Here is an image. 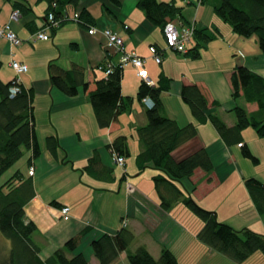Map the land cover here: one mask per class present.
I'll use <instances>...</instances> for the list:
<instances>
[{"label": "crops", "instance_id": "crops-1", "mask_svg": "<svg viewBox=\"0 0 264 264\" xmlns=\"http://www.w3.org/2000/svg\"><path fill=\"white\" fill-rule=\"evenodd\" d=\"M15 1L0 0V20L2 23L9 22L25 42L15 46L6 38H0L2 61L0 84L9 83L10 79L16 77L15 69V74L8 80H4L1 75L3 67L11 66L12 60L28 65L29 70L21 73L19 77L25 88L32 90L36 132L42 152L33 161L36 196L25 208L26 218L34 220L37 224L38 230L34 234V239L40 245L41 257L43 259L50 257L70 237L91 227L83 236L79 251L86 254L91 264H99L91 247L92 240L103 232L111 233L125 224L137 235L132 249L138 245H145L156 258L160 256L163 248L168 247L176 254L180 264H185L184 260L186 264H239L202 242L198 239L196 229L187 227L183 220H179L174 211L180 208L183 213H187L180 207L183 203H177L170 210L162 208L154 180L152 181L155 170L151 165L141 172L136 161L135 165L132 164L131 158H126L124 167L118 166L114 161L108 146L120 134L126 135L129 139L130 157L134 156L136 159L141 151L137 127L148 121L147 107L137 96L142 78L132 64L123 69L122 90L124 96H133V102L130 109L121 113L118 121L108 128L98 124L88 91L81 88L75 96H67L52 86L49 78L48 65L53 60L66 69L77 63L85 67L86 79L95 81L101 74L98 70L100 64L106 59L116 64L122 55L119 51L108 50L105 47L104 30L109 28L120 32L124 39L125 51H134L144 57L145 68L153 82L159 80L161 72L171 76V88L163 94L167 114L174 116L181 126L193 121L198 125L197 137L184 150L193 148L194 144L202 145L207 147L212 157L214 171L206 174L202 169H197L191 178H185L183 188L202 206L216 211L220 220L232 224L236 229L248 227L264 233V215L256 208L245 185L249 175L257 176L263 181L264 177L257 175L259 173H253L255 171L252 170L253 165L245 157H241L238 152L240 144H226L214 124L210 121L204 123L196 121L189 105L182 98L183 86L197 83L209 99V111L217 113L228 125L236 124V117L232 112L236 105L240 104L236 99L234 101L228 97L226 102L229 107L224 108L223 104L226 102H223L221 94L204 77L207 73L202 60L204 47L203 50L201 48L199 58L169 50L163 61L156 63L150 47L151 45L166 47L164 31L161 26H155L147 19L145 12L137 6V0H122L120 6L108 0H80L95 17V22L91 26L96 28L93 33L89 27L75 19L79 13L77 7L70 3L65 9L67 21L56 32L50 29L49 39L28 42L31 34L45 26L49 4L47 0H23L32 7L31 11L23 15L13 5ZM205 9L201 4L198 14L192 19H188L192 15L188 11V17L185 16L186 23L194 21L197 28L214 24L221 27L220 19L205 16ZM15 12L17 18L12 16ZM234 34L236 33L226 38L222 30L220 35L207 44L206 49L213 43L218 49L225 45L229 54H234L237 49L242 51L241 49L246 48L248 53H242L240 64H246L264 74V57L257 41L251 42L250 38L245 40ZM232 71H228L227 74L228 96L233 93L229 80ZM1 97L0 89V99ZM214 99L220 105L213 107ZM245 108L253 111L257 106L246 102ZM252 131L248 127L242 134L244 142L249 144L256 155V146L249 139L255 140V144L259 140L264 152V137ZM55 134L60 142L56 155L51 153L46 143L47 136ZM95 152L100 153L103 164L100 166L109 169L113 167L110 173L105 170L100 173L84 171L83 167L87 164L88 158ZM24 153L25 160L14 169H21L23 173L28 174L31 152L25 149ZM54 201L59 204H54ZM62 206H70V219L62 217ZM145 233L149 235L148 238H142ZM127 254L126 251L121 253L114 264H131ZM262 257L263 254L256 252L242 264H253L255 260L264 264Z\"/></svg>", "mask_w": 264, "mask_h": 264}, {"label": "trees", "instance_id": "trees-1", "mask_svg": "<svg viewBox=\"0 0 264 264\" xmlns=\"http://www.w3.org/2000/svg\"><path fill=\"white\" fill-rule=\"evenodd\" d=\"M47 1L49 4L47 17L51 10L56 14V20L60 23V26L51 28L53 32H56L67 21L68 15L65 9L70 3L77 7L79 13V17L75 19L83 23L85 27L93 28L91 26L95 22V17L80 0ZM108 1L116 6L122 4V0ZM187 1L194 2L193 0ZM199 1L200 3L205 2V0ZM13 5L23 15L32 10L31 5L23 0H16ZM137 6L145 12L147 19L153 25L161 26L164 36V27L168 21L183 23L187 26L194 25L186 51H178L168 46V43L164 48L151 45L162 57L159 63L163 61L169 50L199 58L201 48H206L207 44L222 32L217 24L197 28L194 21L186 23L185 8L178 4L177 0H137ZM212 7L216 15L229 23L237 35L250 38L255 34L264 57V0H215L212 2ZM110 62V59H106L100 64L98 70L101 74L93 82L86 79L85 67L77 63H73L69 69L60 67L53 60L48 65L52 86L63 94L75 96L81 88L88 91V96L95 109V117L103 128H108L117 122L118 116L128 111L133 102V96L123 95L124 67L119 62L116 64L111 62L113 69L107 73V64ZM1 66L2 61L0 60V68ZM14 78L10 79L9 83L1 82L0 84L2 91L0 99V179L23 158L25 149L31 152V156L28 174L23 173L21 169H13L4 182L0 183V234L10 242L7 254L0 256V264H91L86 254L79 251L83 236L91 230V227L70 237L50 257L43 259L40 255V245L34 239V234L38 230L37 224L34 220L26 218L25 207L36 196L34 173L31 174L30 170L34 167V159L41 155L42 149L36 132L32 90H27L21 80V92L11 96L9 87ZM171 80V76L161 72L157 82L148 83L142 79L139 84L138 99L143 102L144 98H151L153 101L152 107L146 106L143 102L147 107L148 121L137 127L141 151L135 160L139 170L142 172L150 165L155 170L152 181L154 180L164 210H170L181 202L204 221L197 235L202 242L239 264L256 252L264 254V233L248 227L236 229L232 224L220 220L216 211L205 208L193 198L191 193L182 189L185 178H191L197 169L200 168L206 174H211L215 167L206 146L194 144L193 148L184 150L197 137L198 125L193 121L181 126L174 116L167 114L163 94L170 90ZM229 80L234 99L243 97L245 101L257 106L256 110L248 111L245 107L236 105L233 109L236 116L235 125L226 124L217 113L209 111V99L199 84L184 85L181 90L182 98L189 105L196 121L200 123L210 121L226 144H240L243 155L259 163L258 157L253 154L249 144L244 142L242 133L247 127L252 126L256 133L264 137V74L251 69L246 64L238 63L234 66ZM212 104L213 107L220 105L215 99ZM128 140L126 135L120 134L108 146L113 158L120 156L124 158V164L119 165L115 161L120 167L125 166L126 158L131 155ZM46 143L51 153L58 154L60 142L57 134L47 136ZM182 150L185 151L183 154ZM100 165H103L100 153L95 152L88 158L83 169L92 173H100L104 170L110 173L113 170V167L109 169ZM245 185L256 208L261 215H264V181L252 176L245 180ZM53 203L59 204L56 201ZM136 239L135 232L124 224L116 231L103 232L95 237L91 242V247L99 264H114L118 256L125 251L128 253L127 257L131 264H180L176 254L168 247L163 248L157 258L145 245H138L132 249Z\"/></svg>", "mask_w": 264, "mask_h": 264}, {"label": "rangeland", "instance_id": "rangeland-1", "mask_svg": "<svg viewBox=\"0 0 264 264\" xmlns=\"http://www.w3.org/2000/svg\"><path fill=\"white\" fill-rule=\"evenodd\" d=\"M193 1H194L193 3H189L187 0H177V3L182 5L185 8L184 9L185 10V16H187L188 11L191 12L192 15H190L189 17L187 16L188 19L189 18L192 19V17L194 15L198 14L199 6L202 4V7L206 8L205 9V13H206L205 16L206 17L214 16V17H217L218 19H220V21H221L220 22V26H221L220 28L222 30H224L226 38H228L230 34L235 33V32H233V29H232V27H230L229 23L225 22L222 18H219L216 15V13L213 12L214 8L212 7V2H214L215 0H205V2H203V3H200L199 0H193ZM71 8L73 10L72 6H71ZM223 25H225V26H223ZM234 35H237V34H234ZM243 38H245V40H249L246 37H242V39ZM232 41H233V39L230 41V43H232ZM250 41L251 42L257 41V45L259 47L258 37L255 34H254V36L250 37ZM165 43L167 44L166 41H165ZM254 46H255V43H254ZM221 48L222 49H218V47H216L214 43L211 44L209 49L204 48L205 51H203V59L202 60L204 61L203 65L207 71V73L204 75V77L212 85H214L215 89L219 92V94H221V96L223 98V102H226L228 97H230V100L235 101V99H236V102H238L241 106L245 107L247 101H245L244 98L239 97V98L233 99L232 93L228 96L229 85H228V81H227V74H228V71L234 69V66H236V64L240 63L239 59L241 58L242 53L245 54L248 52H247L246 48H244V49H241L242 51L237 49V51L234 54H229L228 49L225 48V45H222ZM202 50H203V48H202ZM260 50H261V48H260ZM173 52H175V51H173ZM2 70L3 71L1 73V75L4 78V80H8L11 75L15 74L14 69H12L11 66H8V65H5ZM223 105H224L223 106L224 108L229 107L227 102ZM232 113L235 116V113L234 112H232ZM249 128L251 130H253L252 132L256 133L255 132L256 130L252 126H249ZM258 139H260V138H258ZM249 141L251 143H253L254 146H256V156L260 159L259 163H255L250 157L249 158L245 157L242 153L241 147H239L238 152L241 155V157H245V159L248 162H250L251 165H253L252 170L254 171V169H255V171L253 173H259L257 175L264 177V175H263L264 174V152L262 151V148H261L262 143H260L259 140L257 141V144H255L256 143V142H254L255 140L249 139ZM25 155L26 154L24 153L23 158H21L15 164L14 168L16 166H20V164L25 160ZM128 158H131L130 160L133 161L132 164L135 165V161H136V160H134L135 157L132 156V157H128ZM13 169L9 170L8 172H6L3 175V178L0 179V183L4 182L5 178L8 177L9 173L12 172ZM252 176H254V175H249V177H252ZM255 177H257V176H255ZM257 178H259V177H257ZM182 189L185 190L183 188V186H182ZM180 207H183L185 209V211H187V213H185V212L183 213V211L180 208H176V210L174 212H175L176 216L177 215L179 216V220H181V221L183 220V222H185V225L187 227L193 229V230L196 229V231H198L199 229H201L203 226L202 224H204V221L199 216H197L193 211H191L189 208H185L184 204ZM145 235H143L142 238H144V237L148 238L149 237L148 234L145 233ZM9 245H10V242L5 240L3 238V236L0 234V256L7 254V250L9 248ZM260 254H263V253L260 252ZM263 257H264V254H263ZM184 262L186 264V260H184ZM257 262L255 260V262H253V264H260V261H257Z\"/></svg>", "mask_w": 264, "mask_h": 264}, {"label": "built area", "instance_id": "built-area-1", "mask_svg": "<svg viewBox=\"0 0 264 264\" xmlns=\"http://www.w3.org/2000/svg\"><path fill=\"white\" fill-rule=\"evenodd\" d=\"M56 6V3H54ZM13 18H17V12H15L13 15ZM76 17H79L77 15ZM46 26L38 30L37 32L31 34L29 36V39L27 41H36L40 39H49L50 34L48 31H50L51 28L53 27H58L60 26V23L58 20H56V14H54L53 11L49 10L47 21H46ZM194 25L190 24L189 26L183 25V23H175L173 21H168V23L165 25L164 30H165V37L166 41L168 43V46L174 47L178 51H186V46L187 43L190 42V37L193 33ZM96 31V28L93 27L90 29V32L93 33ZM104 33L106 35V40H105V47L109 49H113L116 51L121 52V57L119 60V63L121 64L122 67L127 66L128 64H132L136 69H137V74L139 76L147 81L148 83H152L153 81L150 79V74H148L147 69L145 68V59L138 53H135L134 51H125V43L123 37L120 35V32L117 30H112V29H105ZM0 38H6L9 40L13 45L19 46L21 45L25 40L24 38L20 37L13 27H11V24L9 22L7 23H2L0 20ZM151 52L153 53V57L157 63H159L162 59L161 55L159 53L155 52L154 47H150ZM107 73L111 72L113 69L112 63L107 64ZM11 66L13 69H15L17 73V77H15L12 81V84L9 87V91L11 96H15L17 93L21 92V79L19 75L21 73L27 72L28 65L24 62H19L17 60H12L11 61ZM143 102L145 103L146 106L152 107L153 101L151 98H144ZM114 161H116L119 165L124 164L125 160L122 156L120 157H114ZM30 173H34V167L31 168ZM69 210L70 207L64 206L61 209V214L62 217L65 219H70L69 216Z\"/></svg>", "mask_w": 264, "mask_h": 264}]
</instances>
